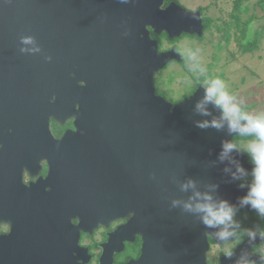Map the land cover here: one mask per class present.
<instances>
[{
    "label": "water",
    "instance_id": "water-1",
    "mask_svg": "<svg viewBox=\"0 0 264 264\" xmlns=\"http://www.w3.org/2000/svg\"><path fill=\"white\" fill-rule=\"evenodd\" d=\"M163 1L0 0V90L49 83L56 98L47 113L55 120L74 117L76 128L103 129V151L110 152H103V223L129 216L132 223L137 212L152 221L155 211L171 225L200 223L194 256L201 264L211 226L204 220L208 213L198 206L215 211L226 202L231 208H248L245 198L253 187L236 181L257 165L232 139L249 123L228 117L208 86L174 105L156 94L155 73L178 54L174 48L159 53L146 26L169 37L200 34L202 28L198 12L176 3L162 8ZM7 109L19 108L11 104ZM229 143L233 147L225 150ZM72 191L70 182H63L59 196L68 198ZM51 201L22 199L21 223L26 226L1 237L0 255L11 236L27 249L22 261L13 264H83L77 253L80 226H54L69 220ZM126 227L132 228L118 227L103 244L108 263L112 238ZM194 227L164 226L170 241L166 247L185 248L184 239H191ZM225 231L229 236L223 239H228L229 228ZM148 253L146 244L143 264L150 263ZM187 254L181 253L183 260ZM236 258L237 250L222 256L221 264ZM244 262L263 263L255 255L239 264ZM0 264L8 263L1 259Z\"/></svg>",
    "mask_w": 264,
    "mask_h": 264
},
{
    "label": "flooded vegetation",
    "instance_id": "flooded-vegetation-1",
    "mask_svg": "<svg viewBox=\"0 0 264 264\" xmlns=\"http://www.w3.org/2000/svg\"><path fill=\"white\" fill-rule=\"evenodd\" d=\"M170 3H176L189 12H198L202 28L200 34L182 32L179 36L169 37L166 32L156 33L152 26H146L150 38L157 42L159 53L174 48L178 54V58L169 59L166 65L155 73L154 79L157 73L167 69L168 66H175L170 82L167 81L166 94L158 90L154 81L156 94L174 105L185 97H189L199 86L220 89L223 95L212 92L211 94L228 116V107L224 98L227 88L220 81L218 74L212 73L210 69L212 67L220 71L226 69L228 64L223 62L224 52L226 50L231 52L232 49L227 46L231 42L237 46L235 41L237 31L246 28L250 23L245 19V13L248 12L246 0H197L195 3L164 0L161 7L164 8ZM237 16L240 21L239 26L235 23ZM211 28L218 32L219 38L214 47L211 46L213 42L210 44V39V45L204 47L207 33H211ZM226 32L229 35L226 36ZM185 35L191 36L187 52L182 51L181 46L178 45ZM240 44L241 42H238V49ZM194 53H196L195 56ZM204 54L206 59L203 57ZM208 55L211 57L210 62ZM203 63L207 70L201 66L204 65ZM192 65L196 66L193 72L189 69ZM180 70L190 73L203 83L198 84L190 94L182 98L180 95L174 98L175 91L170 83ZM223 71L221 74H224ZM55 98V88L49 83L40 86L25 82L19 88L5 87L0 90V249L2 248L1 237L8 236L11 230L19 226H26L21 223L24 211L21 207L22 199L33 196L52 200V205L63 213V219L69 220L54 226H80L77 230V253L78 260L83 264H125L131 260L133 264H143L141 255L146 244L149 250V264H199V255L194 256V254L198 251L200 234L198 226H202L200 223L171 225L163 222L162 213L157 214L156 211L151 217L152 221L149 218L143 219V215L137 212L132 215V223L127 222L130 216L103 223V154L105 153L103 129L76 128L74 117H68L62 123L58 122L47 113L53 108ZM11 104H15L19 109H7ZM238 111L243 113L239 107L232 115L229 114V117L240 118L237 115ZM241 141L253 142V140L241 139L238 146L235 142L234 144L246 155L250 164H256L255 160L251 159V154L247 156V152L243 151L246 150L249 153L251 150L241 147ZM105 154L109 155L110 152ZM255 170L256 168L252 172L241 175L236 181L237 185L254 187ZM63 182H70L73 187L68 198L59 196ZM33 187H36L37 191L35 194H30L28 189ZM248 203V208H232L231 221L211 226L206 234L208 247L201 264H221L222 256H228L235 250H237V258L226 264H239V261L253 255L259 256L264 264V216L251 205L250 200ZM120 226H132V228L121 229L113 236L112 260L108 263L109 257H103V244ZM164 226L195 227L191 230V239H184L185 248L178 245L172 248L168 245L166 247V242L168 244L170 241L166 239L168 230L165 229L163 233ZM226 227L229 228L231 236L223 239L226 236H221L220 233ZM202 232L201 229V234ZM26 251L24 241L20 242L10 236L4 245V254L0 255V260L4 259L8 264H13V261H22ZM183 251L185 254L189 253L185 260L181 256Z\"/></svg>",
    "mask_w": 264,
    "mask_h": 264
},
{
    "label": "rangeland",
    "instance_id": "rangeland-1",
    "mask_svg": "<svg viewBox=\"0 0 264 264\" xmlns=\"http://www.w3.org/2000/svg\"><path fill=\"white\" fill-rule=\"evenodd\" d=\"M184 3H192L197 0H181ZM246 6L248 12L245 13V19L249 20L250 23L246 26V32L244 37H242L241 32L237 31L235 41L237 46L234 43H230L227 47L232 48L231 52L226 50L223 56V62H225L226 69H222L224 74H221L222 71L212 67L210 71L212 73L218 74L220 81L226 86L227 91L224 93V98L226 100V107H228V112L232 115L239 107L242 108L244 113V118L249 121V117L257 118L264 116V10L259 5V0H246ZM260 31L258 39V47L252 49L247 53H242L238 49V42L243 41H252L255 36V31ZM211 33H207L206 42L204 47H212L219 38L218 32L215 29L211 28ZM191 36H184L183 39L178 44L181 46L182 51H189L190 45L188 44L191 41ZM194 39V38H193ZM209 39L210 44H209ZM208 40V41H207ZM182 42V44H181ZM217 48V46H215ZM190 53V52H189ZM223 53V52H221ZM194 56L196 53L193 54ZM203 56V55H202ZM206 59V54H204ZM208 61H211L210 55H208ZM193 64V62H191ZM204 70H207L205 63H203ZM196 66H190L189 69L193 72L195 71ZM175 70L174 65H170L167 69L159 72L155 76V85L161 93L166 94L168 92V83L170 82V76ZM206 72V71H205ZM192 76L188 72L183 70L178 71L174 80L170 83L171 88L175 91L173 94L174 98L178 97L179 94L183 93L187 87L192 85ZM228 114V117L230 116ZM244 119V120H245ZM249 123V122H248ZM243 140V139H242ZM260 141L253 140V142H242L241 147L248 148L251 150L250 146ZM251 154V159H254L252 151H249ZM256 181V175H255Z\"/></svg>",
    "mask_w": 264,
    "mask_h": 264
},
{
    "label": "clouds",
    "instance_id": "clouds-1",
    "mask_svg": "<svg viewBox=\"0 0 264 264\" xmlns=\"http://www.w3.org/2000/svg\"><path fill=\"white\" fill-rule=\"evenodd\" d=\"M210 92L218 95H223V92L220 89H210ZM249 126L248 131L255 132L259 137V143L253 144L250 146L251 151L254 156L255 163L257 165L255 174H256V184L252 188L250 197L245 198V202L250 200L251 205L258 209L259 213L264 216V116L251 118L249 117ZM232 144H226L225 150L232 148ZM210 199V197H205ZM203 207L204 210L208 213L205 217V223L209 226L215 224H224L227 221H231L233 209L227 205L226 202L220 204L218 210H213L211 207L207 206H198ZM251 235V233H249ZM221 236H227L228 233L221 232Z\"/></svg>",
    "mask_w": 264,
    "mask_h": 264
},
{
    "label": "trees",
    "instance_id": "trees-1",
    "mask_svg": "<svg viewBox=\"0 0 264 264\" xmlns=\"http://www.w3.org/2000/svg\"><path fill=\"white\" fill-rule=\"evenodd\" d=\"M259 5L264 10V0H259ZM239 22L240 21H239V18L237 16L236 19H235V23H236L237 26H239ZM240 32H241L242 37H244V34L246 32V28L244 27V28L240 29ZM259 34H260V31L256 30L255 31V36H254V38H253L252 41H243L242 40L241 41V44H240V47H239L240 51L241 52H249L252 49H255V47L257 48L258 47ZM227 35H229L228 32H226V36ZM192 80H193L192 85H190L189 87H187V89L183 93L179 94L181 96L180 98H182L183 96H186V95L190 94L193 90L196 89V87L198 86V84L203 83L202 80H198V79H196L193 76H192ZM237 115H239L241 119H243V120L245 119L244 118V113H241L240 111H238L237 112ZM246 120L247 119H245V121ZM246 122L248 123L249 121H246ZM232 139H233V142H235L236 146H238V143H239V141L241 139H244V140H257V141H259V137L256 135V133L255 132H252V131H248L247 129L245 131L241 132V133H238V134L233 135ZM243 151L247 152L246 154H247V156H249L250 153H248V151H246V150H243Z\"/></svg>",
    "mask_w": 264,
    "mask_h": 264
}]
</instances>
